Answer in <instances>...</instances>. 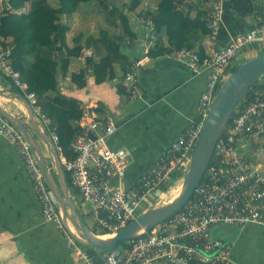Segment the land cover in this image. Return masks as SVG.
<instances>
[{"label":"built area","instance_id":"built-area-1","mask_svg":"<svg viewBox=\"0 0 264 264\" xmlns=\"http://www.w3.org/2000/svg\"><path fill=\"white\" fill-rule=\"evenodd\" d=\"M222 13V3L218 0L206 16V29L211 41L218 34ZM138 22L148 27L145 39L151 38L152 20L142 17ZM254 43H264V28H251L231 39L226 46L215 51L209 61L201 62L196 52L186 47L172 49L165 54L167 58L185 61L192 72L207 71V81L198 99L200 123L186 128L162 150L135 188L124 187L128 152L121 148L112 149L107 143L115 132L111 116L106 110L98 111L96 106L83 109L78 122L81 132L71 143L75 157L65 159L60 155V158L70 187L79 193L90 208L97 230L109 232L113 236L135 218L140 203H147L156 190L165 191L175 175L181 177L188 167L201 122L220 87L224 68L240 50ZM91 55L92 50L86 49L82 51L81 58ZM10 57L9 50L0 48V67L20 90L25 91L26 85L20 81L19 73L11 68ZM137 65L132 63L128 67L122 81L128 88L131 100L141 98ZM260 82V90L226 125L212 155L217 164L209 163L183 209L148 233L126 241V251H107L99 260L93 259L69 235L62 221V213L44 181L30 145L1 115L0 137L6 139L24 159L39 199L42 217L66 237V245L75 254L76 264H189L192 261L232 264L230 245L216 237L214 229L220 226L243 228L252 224L264 227V149L253 152L251 157L256 164L243 159L237 149V143L243 139L264 136V80ZM26 99L57 147L58 136L49 130V120L36 106L35 95L26 93ZM113 179L115 184L110 183Z\"/></svg>","mask_w":264,"mask_h":264},{"label":"crops","instance_id":"crops-1","mask_svg":"<svg viewBox=\"0 0 264 264\" xmlns=\"http://www.w3.org/2000/svg\"><path fill=\"white\" fill-rule=\"evenodd\" d=\"M216 1L218 0H179L175 13L177 26L183 17H188L191 22L199 18V22L205 23L206 16ZM5 2L0 0V16L6 12ZM51 3L55 5L54 1ZM156 3L157 0H144V9L154 10ZM221 3L223 13L215 40L211 41L206 31H194L189 35V43L193 46L191 50L195 52L202 50L204 61H209L215 51L249 29L264 28V0H221ZM85 8L88 7H80L70 22L68 21L71 24V31L67 36L69 44L71 38L81 32L76 31V20L79 11L82 14ZM28 10L27 3L23 12ZM140 18L142 17L134 13L129 15L130 25L138 35L141 32L137 29ZM64 21L66 22L65 19ZM179 34L181 35V32ZM138 38V42L133 43L135 45L127 44L123 50L132 63L138 64L137 77L141 98L137 100L129 98L128 88L121 83L123 75L119 69L115 70L113 79H106L100 84H95L93 78L89 76L88 85L82 91L75 90L69 76L60 79L62 92L76 95L82 109L96 106L98 111L106 110L111 116L115 132L108 138L107 143L110 148H122L128 152V166L124 179V187L127 189L138 185L142 175L156 162L162 150L175 141L186 128L199 123L198 99L207 81L205 69L195 73L183 60L170 59L165 57V54L149 56L153 42L150 39L155 38H150V42L143 40L140 35ZM11 40L8 38L5 43ZM161 47L171 48L163 35ZM263 50L264 43L244 47L224 68L222 76L236 64L240 65L256 57L263 53ZM84 66L85 59L72 58L68 73H78ZM118 86L122 89L119 90ZM26 93V90H20L0 67V108L17 118L27 128L40 146L49 171L55 176L46 145L36 134L28 117L27 108L21 101L25 99L29 103ZM34 122L40 132L51 140L50 133L35 114ZM55 148L57 152H61L59 145ZM260 148L264 149V136L248 137L237 143L242 158L249 162L253 161L251 157L253 152ZM110 183L115 184L116 181L113 179ZM69 188L72 187L68 183L70 197L86 225L94 233L97 229L89 207L73 188L75 196H72ZM157 198L154 195L152 199H147L148 202L144 204L146 208L156 204L157 202H153ZM214 235L232 244L230 251L232 264H264V227L252 224L240 229L227 228L225 232L215 228ZM85 249L95 260L103 258L107 253L104 251L96 253L87 247ZM0 264H76L75 254L66 245V237L54 224L42 217L39 199L24 159L2 137H0Z\"/></svg>","mask_w":264,"mask_h":264},{"label":"trees","instance_id":"trees-1","mask_svg":"<svg viewBox=\"0 0 264 264\" xmlns=\"http://www.w3.org/2000/svg\"><path fill=\"white\" fill-rule=\"evenodd\" d=\"M1 1L5 2V0ZM51 1H54L55 5ZM178 1L157 0L155 9L150 10L144 9V0H124L123 2L119 0H6L4 5L6 12L0 16V48L9 50L11 68L19 73L20 81L26 85V92L35 95L36 106L48 118V128L58 136V145L65 158L75 157L71 143L81 132L77 122L82 117L83 109L76 95L62 92L60 79L69 76L75 90L82 91L88 85L90 77L95 84H100L106 79H113L116 69H119L124 76L132 61L123 48L127 44L135 45L133 43L138 42L139 35L145 40L148 28L146 24L138 25L137 29L141 31L138 35L130 25L131 13L152 20V37L155 39L149 38L150 41L153 40L149 56L164 55L172 49L183 47L192 49L193 46L189 43L190 33L194 31L208 33V30L205 28V23L199 22V18L191 22L188 17H183L182 22L177 26L175 13ZM27 3L29 10L23 12ZM94 4L98 7L97 13L101 15V20L103 19L101 21L103 26L98 28L97 33L88 31L77 33L71 38L69 44L67 36L71 31L70 19L80 7H90ZM161 35L167 38L171 48L161 47ZM8 38L12 40L5 43ZM86 49L92 50V55L85 58L84 69L78 73L69 74L70 60L80 58L82 51ZM196 54L203 62V51L199 50ZM237 68V66L232 67L230 74ZM254 83L236 107L232 118L260 90L259 79ZM118 89L122 88L118 86ZM120 93L123 92L120 91ZM210 164H217V161L211 158ZM177 177L178 175H175L169 185L177 180ZM94 233L107 235V232H98V230ZM115 249L121 252L126 251V241L119 242ZM189 264L202 263L192 261Z\"/></svg>","mask_w":264,"mask_h":264},{"label":"water","instance_id":"water-1","mask_svg":"<svg viewBox=\"0 0 264 264\" xmlns=\"http://www.w3.org/2000/svg\"><path fill=\"white\" fill-rule=\"evenodd\" d=\"M261 76H264V50L262 54L239 65L219 87L209 111L201 124L188 167L184 171L179 194L166 204L149 207L126 227L118 230L113 236L106 239H99L92 233L70 197L58 152L51 143L50 138L46 134L41 133L36 126L31 105L25 99H21L27 108L28 117L36 134L46 145L47 152L54 166L55 177L47 167L46 159L40 146L28 132L27 128L17 118L1 108L0 115L17 128L30 145L45 183L62 213V221L69 235L77 243L94 250L96 253L101 251L107 252L114 250L119 242L135 239L148 233L152 228L174 217L183 209L192 197L194 189L202 180L211 161L215 144L232 118L236 107L243 100L254 82ZM91 138L94 139L93 136ZM68 223L72 226L74 233L68 230Z\"/></svg>","mask_w":264,"mask_h":264},{"label":"rangeland","instance_id":"rangeland-1","mask_svg":"<svg viewBox=\"0 0 264 264\" xmlns=\"http://www.w3.org/2000/svg\"><path fill=\"white\" fill-rule=\"evenodd\" d=\"M123 1L124 0H119V2H123ZM97 8H98L97 5L94 4V5H91L88 8H85L84 9L85 12L82 13V14L79 11V15H77V20H76V23H77V30L76 31L77 32L78 31H88V32L97 33L98 28L103 26L101 24V21L103 19L101 20V18H102L101 15H99L97 13ZM242 62H243V60H242ZM238 65H239V63L236 64L237 67H238ZM229 75H230V72H228L227 74L222 76L220 86L228 78ZM261 79L264 80V76H261L259 78V82H260ZM260 85H262L261 82H260ZM201 124H202V122H201ZM183 177H184V171H183V174L181 175V177H179L177 180H174L173 183L168 188L165 189V191L162 190V193L159 192L158 190L154 191L153 194L150 197L151 199H152V197L154 195H156V197H158L155 200V202H153V203L157 202L154 205H163V204H166V203L170 202L171 200H173L180 192V189H181V186H182V182H183ZM69 189H70V191L72 193V196H75L74 195V190L72 188H69ZM157 200H159V201H157ZM146 207L147 206L144 205V204L140 205L139 209L136 212L135 218H137L139 215H141L143 212H145L148 209ZM216 228H219L220 230H222V232H225L227 230V228H229V227L220 226V227H216ZM221 240H223V239H221ZM223 241L228 243L230 245L231 249H232V244L230 242L225 241V240H223Z\"/></svg>","mask_w":264,"mask_h":264},{"label":"bare ground","instance_id":"bare-ground-1","mask_svg":"<svg viewBox=\"0 0 264 264\" xmlns=\"http://www.w3.org/2000/svg\"><path fill=\"white\" fill-rule=\"evenodd\" d=\"M137 79H138V77H137ZM122 81H123V77H122ZM121 81V83L123 84V82ZM124 85V84H123ZM125 86V85H124ZM113 149V148H112ZM122 149V148H121ZM60 155L61 156H63L62 154H61V152L59 153L58 152V156H59V160H60V162H61V158H60ZM64 157V156H63ZM65 158V157H64ZM65 159H67V158H65ZM61 165H62V162H61ZM62 168H63V165H62ZM63 171H64V169H63ZM64 175H65V179H66V182L68 181V177H67V174L65 173V171H64ZM45 181V180H44ZM68 183L69 182H67V185H68ZM162 190H164V189H161V190H158V191H160V192H162ZM143 203V202H142ZM142 203H140V205H142ZM139 205V206H140ZM139 209V208H138ZM89 211H90V213H92L91 212V210H90V208H89ZM135 219V218H134ZM133 219V220H134ZM132 220V221H133ZM131 221V222H132ZM126 227V226H125ZM70 229H72L73 230V228H72V226L68 223V230L70 231V232H72ZM90 229V228H89ZM92 231V230H91ZM105 232V231H104ZM69 233V232H68ZM72 233H74V230H73V232ZM92 233H93V231H92ZM95 236H97L95 233H93ZM110 233L109 232H107V235L106 236H97L99 239H101V238H104V239H106V238H110L111 237V235H109ZM72 237V236H71ZM73 238V237H72ZM74 239V238H73ZM76 242V241H75ZM77 243V242H76ZM77 244H79V243H77ZM80 245V244H79ZM82 246V245H81ZM82 247H84V246H82ZM84 248H86V247H84Z\"/></svg>","mask_w":264,"mask_h":264}]
</instances>
